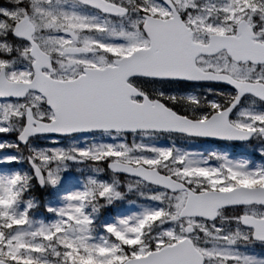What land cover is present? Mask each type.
I'll return each instance as SVG.
<instances>
[{
	"label": "snow or ice",
	"instance_id": "snow-or-ice-1",
	"mask_svg": "<svg viewBox=\"0 0 264 264\" xmlns=\"http://www.w3.org/2000/svg\"><path fill=\"white\" fill-rule=\"evenodd\" d=\"M80 132L100 142L31 146ZM8 133L17 142L0 152L15 154L0 163L32 172L0 179L13 196L0 209V264H264L236 247L264 242V164L154 142L264 140V0H2ZM65 161L106 167L112 182L90 179L34 227L32 203L18 202L33 180L55 185ZM118 174L146 187V203L94 236L84 208L120 198Z\"/></svg>",
	"mask_w": 264,
	"mask_h": 264
},
{
	"label": "rangeland",
	"instance_id": "rangeland-1",
	"mask_svg": "<svg viewBox=\"0 0 264 264\" xmlns=\"http://www.w3.org/2000/svg\"><path fill=\"white\" fill-rule=\"evenodd\" d=\"M2 3V0H0ZM11 136H15V133H8L7 135L0 134V142H4L10 139ZM49 139H56L57 143L55 145L49 144L48 139H39L33 138L31 146L33 148H45V147H59L63 149H68L70 147L75 148H84L94 143L100 142L93 133L91 134H77L68 137H52L49 136ZM106 138H101V140ZM139 139V137H137ZM178 138L173 137L170 139L167 136H163L158 140L154 141L155 143L163 146H168L170 143L176 144L178 147H183L189 150H196L202 152L204 155H207L210 151H217L222 154H226L229 159L243 158L247 159L250 162V166L255 164H264V158L257 159L256 156L252 155V152H255L256 155L260 156L257 152V148L264 146L260 141H254L251 147L240 146V145H230L227 147L224 145L209 143L208 146L197 147L196 143L193 142H179ZM10 143V142H8ZM232 147H236L232 149ZM5 154H15L12 149H7L4 152H0V156ZM3 165V167H1ZM61 170L58 172V182L55 185H44V188H47L50 194H48L42 200V206L45 209V215L36 216L37 214L33 213L30 216L31 220L34 222V227L38 226V223L49 224L54 222L57 219L55 210L66 205V197L73 192L83 191L90 179H95L97 181H104L111 183V177L105 174V171L94 170V165L89 161L75 162V161H65L64 165L60 166ZM15 171V168L10 171L8 164L0 163V174H12ZM21 171L24 174V170L21 168ZM119 184L117 185V190L122 193V196L118 199L113 200L111 203L105 204L102 201L104 212L107 213L106 218L103 219L102 227L105 224L115 223L118 219L128 216L132 213L139 211V205L146 203V201L141 199L139 193L146 191V187L143 185H135L132 189L127 187V184L132 183L133 178L119 177ZM247 183L248 181H243ZM52 191V194H51ZM57 195V196H56ZM26 201L22 203L18 202V211H23L27 206ZM32 207H34L35 199H30ZM0 209L8 211L9 208L5 209L0 206ZM51 209L52 211H49ZM87 214V212L84 210ZM98 221H100L98 219ZM93 235L101 236L104 234H98V226L93 224ZM97 229V230H96ZM104 231V228H103ZM240 251L254 256L259 260H264V244L256 242H243L236 245Z\"/></svg>",
	"mask_w": 264,
	"mask_h": 264
},
{
	"label": "trees",
	"instance_id": "trees-1",
	"mask_svg": "<svg viewBox=\"0 0 264 264\" xmlns=\"http://www.w3.org/2000/svg\"><path fill=\"white\" fill-rule=\"evenodd\" d=\"M177 140L179 142H185V141H181L180 139H177ZM253 141H251L250 144H248V145H252ZM8 142H10V143L17 142L15 136H11L10 139L8 140ZM192 142L196 143L197 147H204V146H208L209 145V142L202 141L200 139H195ZM217 144L220 145V143H217ZM244 146H246V145H244ZM234 148H236V147H234ZM250 156H256L257 159L261 158L260 156L256 155L255 152H252V155H250ZM1 167H3V165ZM8 168L10 169V171H12V169L15 168V171L13 173L23 174V172L21 171V168H22L24 170V174L31 175V169L28 167L27 163L25 161H23V160H21L19 162H13L11 165L8 164ZM103 171H105V174L108 177L110 176L109 172L106 169V167L104 168ZM119 177H123V176H118L117 175V178H119ZM48 194H50V193L47 190V188L39 187L36 184L35 180H33V182L31 183V186L27 189L26 192L23 193V195L21 197V200L19 202L22 203L23 201H30V199H32V198L35 199V203L37 202V204L34 207L29 208L28 215L32 216V214L35 213V214H37L36 216H38V215L43 216V215H45V209L42 206V200ZM51 194H52V191H51ZM100 204L103 205L102 201H100ZM85 210H86L87 214L90 216V219L92 220V225L96 224L98 226V233H100V232L103 233L104 231H103V227H102V222H103V219H105L106 215H107V213L104 212L103 207L100 208L98 211L94 212L93 211V206L92 205H88V206L85 207ZM98 219L100 221H98Z\"/></svg>",
	"mask_w": 264,
	"mask_h": 264
},
{
	"label": "clouds",
	"instance_id": "clouds-1",
	"mask_svg": "<svg viewBox=\"0 0 264 264\" xmlns=\"http://www.w3.org/2000/svg\"><path fill=\"white\" fill-rule=\"evenodd\" d=\"M14 174L15 173L0 174V179L10 177ZM12 201H13V196L10 187L5 186L3 189H0V206L7 209L12 205Z\"/></svg>",
	"mask_w": 264,
	"mask_h": 264
},
{
	"label": "water",
	"instance_id": "water-1",
	"mask_svg": "<svg viewBox=\"0 0 264 264\" xmlns=\"http://www.w3.org/2000/svg\"><path fill=\"white\" fill-rule=\"evenodd\" d=\"M81 133V132H80ZM72 134H76V133H72ZM72 134H70V135H72ZM50 135H55V134H50ZM67 136V135H66ZM231 142H239V141H231ZM38 183V182H37ZM38 185H40L39 183H38ZM40 186H42V185H40Z\"/></svg>",
	"mask_w": 264,
	"mask_h": 264
}]
</instances>
